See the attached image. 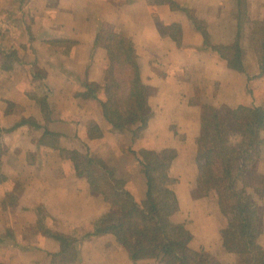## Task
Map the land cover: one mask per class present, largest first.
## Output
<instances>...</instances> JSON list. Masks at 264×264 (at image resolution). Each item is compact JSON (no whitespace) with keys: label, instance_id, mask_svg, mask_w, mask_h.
<instances>
[{"label":"crops","instance_id":"1","mask_svg":"<svg viewBox=\"0 0 264 264\" xmlns=\"http://www.w3.org/2000/svg\"><path fill=\"white\" fill-rule=\"evenodd\" d=\"M156 1L0 0L1 263L163 264V256L134 263L113 230L97 233L121 210L93 189L84 166L102 160L143 205L145 153L170 162L171 220L186 225L190 247L229 260L218 199L199 186L197 139L217 111L226 144L238 148L235 112L264 108V0ZM113 33L133 42L147 88L150 117L136 139L115 131L101 108ZM237 49L240 66L230 60ZM245 177L263 195L264 250V142ZM56 235L73 242L65 248Z\"/></svg>","mask_w":264,"mask_h":264},{"label":"trees","instance_id":"2","mask_svg":"<svg viewBox=\"0 0 264 264\" xmlns=\"http://www.w3.org/2000/svg\"><path fill=\"white\" fill-rule=\"evenodd\" d=\"M163 2L165 0L156 4ZM238 2L241 4V0ZM170 3L175 4L172 0ZM177 29L174 27L175 31ZM205 37L208 40V34ZM261 48L264 64V25ZM107 52L110 66L106 97L101 101L104 120L115 131H129L133 138H139L150 115L146 110L147 88L141 80L134 44L129 38L113 33ZM234 52L230 60L240 66V50ZM234 118L243 136L238 148L226 144L227 129L217 111L203 119V133L197 139L198 182L206 197L218 198L223 220L222 243L231 256V264H256L262 230L258 227L257 210L245 175L260 159L264 108L240 107ZM95 129L98 128L95 126ZM93 136H101L100 131ZM144 158L141 164L147 180V207L135 201L130 192L113 179L112 171L102 160L91 158L84 164L93 189L121 210L120 217L102 219L97 233L113 230L134 263L163 256V264H213L204 249L195 251L190 247L192 235L186 225L171 220L175 201L167 187L170 162L151 153H145ZM4 179L0 171V181ZM56 238L65 248L73 242L72 238L62 235Z\"/></svg>","mask_w":264,"mask_h":264},{"label":"rangeland","instance_id":"3","mask_svg":"<svg viewBox=\"0 0 264 264\" xmlns=\"http://www.w3.org/2000/svg\"><path fill=\"white\" fill-rule=\"evenodd\" d=\"M121 133H124V132H121ZM126 133V132H125ZM119 136H121L122 137V135H119ZM144 178H145V176H144ZM136 182H141V180L139 181V179L136 181ZM248 182V181H247ZM141 183H143V182H141ZM249 184V183H248ZM138 188H139V183H138ZM250 194H251V197L254 199V203H255V206H256V210H257V217H258V227H259V229H261V226H260V224H259V220H260V212H262L261 211V206H260V204L258 203V200H257V198H259V197H262L263 195L261 194V191L259 190V189H255V191L253 192V193H251V191H250ZM217 197V196H216ZM173 198V197H172ZM218 199V198H217ZM174 200V199H173ZM143 205L145 206V207H147V203H146V200L145 201H143ZM222 222H223V220H222ZM262 230V229H261ZM223 244V243H222ZM258 247H259V249H258V251H257V259H256V264H264V250H261L260 249V246H259V244H258ZM223 248H224V246H223ZM224 251H226V249L224 248ZM207 252V251H206ZM227 252V251H226ZM208 254H210L209 252H207ZM228 253V252H227ZM210 256H211V258H212V263L213 264H219L217 261H216V259H215V257L212 255V254H210ZM232 263V259H231V256L229 255V260L225 263V264H231Z\"/></svg>","mask_w":264,"mask_h":264}]
</instances>
